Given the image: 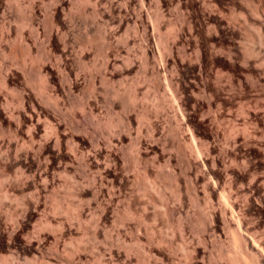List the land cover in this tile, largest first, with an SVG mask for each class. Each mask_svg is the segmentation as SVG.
<instances>
[{"label": "bare ground", "instance_id": "bare-ground-1", "mask_svg": "<svg viewBox=\"0 0 264 264\" xmlns=\"http://www.w3.org/2000/svg\"><path fill=\"white\" fill-rule=\"evenodd\" d=\"M120 1L0 0V264H174L177 250L183 264H264V22L245 20L264 13V0ZM138 68L166 86L169 108L162 97L141 105L146 94L137 102L129 82L128 94L100 87ZM135 109L144 130L132 137ZM158 161L175 162L188 184L174 171L162 177ZM102 166L111 188L124 192L121 212L110 207L114 189L92 174ZM69 175L68 211L60 187ZM162 183L173 189L176 208ZM198 184L209 211L197 204ZM142 197L168 229L183 200L198 205L194 219L185 216L196 243L181 237L174 247L178 237L154 231ZM84 206L95 207L92 225ZM109 221L123 230L112 244ZM183 227H175L180 236ZM86 230L93 243L107 244L75 240Z\"/></svg>", "mask_w": 264, "mask_h": 264}, {"label": "rangeland", "instance_id": "rangeland-1", "mask_svg": "<svg viewBox=\"0 0 264 264\" xmlns=\"http://www.w3.org/2000/svg\"><path fill=\"white\" fill-rule=\"evenodd\" d=\"M19 1V3L20 4H22V5H25V1L26 0H18ZM118 1H120V0H118ZM121 1H123V0H121ZM121 1H120V3H121ZM152 5V3H150V5H147L146 6V10H147V13H148V15L149 16H151L150 14H153V12L152 11H154V9H153V5ZM149 7V8H148ZM259 11H261L262 12V10H259ZM152 12V13H151ZM262 14H264L263 12L262 13H260V12H258L256 15L257 16H252V18H250V19H248V17L247 16H245V20H246V23L248 22V21H251L252 20V23L250 22H248L247 23V25H249V26H253V27H259V24L260 23H263L264 22V15H262ZM114 16V15H113ZM115 17V16H114ZM247 17V18H246ZM256 17V18H255ZM248 19V20H247ZM242 20V19H241ZM241 20H240V22L239 21H236L235 22V24L237 23V26L239 27V25L241 24L242 25V22L244 21V20H242V22H241ZM254 20V21H253ZM260 21V22H259ZM262 21V22H261ZM239 22V23H238ZM244 23V22H243ZM13 24L16 26V24L13 22H11L10 23V25H11V27H14L15 28V26H13ZM255 25V26H254ZM261 25V24H260ZM163 29H161V31L160 32H162V34L161 35H163V34H165V32L167 31V29H166V27H162ZM166 30V31H165ZM11 34V33H10ZM12 39V40H11ZM15 39V33L13 34V32H12V34L10 35V37L8 38V39H6L7 41H9V40H11V41H13ZM134 44H136V43H134ZM134 46L136 47V48H134ZM96 47H98V46H96ZM97 50L98 49H96V51H94L95 53H94V60H95V62H97L98 61V56L96 55V53H97ZM134 53H133V55H136L135 56V58H139L138 56H139V50H138V47H137V45H133V50H132ZM262 54V55H261ZM259 55L261 56V57H264L263 55H264V51H261V52H259ZM140 68H138V69H136L137 71L139 70ZM136 71V73H135V75L134 76H132L131 78H129V79H126V80H124L122 83H117V82H113V83H109V84H107V85H102V86H100V87H102V88H108V89H114V90H116V91H118L119 93L120 92H122L123 94L125 93L124 91H126V94H128L129 92H127V90L129 89L130 90V84H132V86H134V88H135V90H136V93H138V94H136L137 95V102H139V103H141L139 100H143V97L142 96H144L145 94H146V97L144 96V102L142 101V103H141V105H143V106H146V105H148V104H152V103H155L156 101H161V99H162V101H161V103L164 105V107H165V109H167V108H169L170 106H171V104H172V101H171V98H170V94H169V91L167 90V88H166V86L164 85V84H161L160 83V85H156V84H153V82L151 81H149V77H147V78H144V77H146V76H144L143 74H142V72L140 71H138L137 72ZM139 74H141V76L139 75ZM143 75V76H142ZM143 77V78H142ZM139 78V79H138ZM138 81H137V80ZM143 79H145L144 80V82H141V80L143 81ZM149 82H148V81ZM147 81V82H146ZM130 84H129V83ZM146 82V83H145ZM135 83V84H134ZM140 83H144V84H140ZM149 83V84H148ZM120 84V85H119ZM138 84V85H137ZM118 86H120V88L118 87ZM123 86V87H122ZM125 86V87H124ZM128 86V87H127ZM137 86V87H136ZM138 86H140V87H138ZM143 88H142V87ZM147 86V87H146ZM126 90H125V89ZM140 88V89H139ZM149 88V89H148ZM143 89H144V91H143ZM128 90V91H129ZM146 90H147V92H146ZM139 91V92H138ZM142 93H144V94H142ZM140 94V95H139ZM140 97H141V99H140ZM162 97V98H161ZM145 98H146V100H145ZM154 99V100H153ZM261 99V98H260ZM259 99V102L261 101V103H263L264 104V98L263 99H261L260 100ZM71 101L73 102V101H75V99L74 98H71ZM258 101V100H257ZM146 103H148V104H146ZM145 104V105H144ZM138 108V107H137ZM139 109V108H138ZM136 110V109H135ZM115 112H112V113H110L109 114V116H107L108 118H106V119H108V122H110L111 124L115 121L116 122V120L115 119H117V117H116V115H118V112H119V110H117V109H115L114 110ZM140 110H136L135 112H136V114L139 116H137L136 115V117H135V112L132 114V121H131V132H133V133H131L132 134V137H134L135 135H136V133L138 132V130L139 131H141V129H142V131L144 130V126H143V123H140V120H141V118H140V116H141V111L139 112ZM117 113V114H116ZM169 114H172L171 112H169ZM118 117H119V115H118ZM131 117V116H130ZM89 118H90V120H89ZM138 118V119H137ZM93 118H91V117H89L88 116V120L90 121V122H92L93 120H92ZM137 120V121H136ZM115 122H114V124H115ZM133 122H135V123H133ZM137 122V123H136ZM139 122V123H138ZM142 122V121H141ZM133 123V124H132ZM160 123H162V121H160ZM137 125V126H136ZM140 125V126H139ZM142 125V126H141ZM133 127V128H132ZM139 127V128H138ZM160 141V140H159ZM127 143V144H126ZM126 143H125V147L123 148L125 151L127 150V149H130V147H129V143L126 141ZM158 144H160L161 143V141L160 142H157ZM187 143L189 144V142L187 141ZM186 143V144H187ZM190 145V144H189ZM127 148V149H126ZM123 150V152H125ZM252 151H253V148H252ZM124 155V154H123ZM132 162V161H131ZM161 162V163H160ZM159 163V164H158ZM158 167H159V172H161V174H162V177H163V175H164V178H166V176H168V174L169 173H171V172H175V174L174 175H178L179 177H180V180L182 179L183 181H182V183L184 182H186L187 184H188V179H187V177H186V179L188 180H186L185 179V176H183L182 177V174L180 175V174H178L179 173V168H177L178 166H176V165H174V163L175 162H173L172 164H171V166H169V168L165 165V164H163V162L162 161H158ZM105 164H106V162H105ZM164 165V166H162V165ZM103 166H104V164H102ZM132 165V166H131ZM129 164V173H128V175L129 176H132L133 175V173H135L134 172V166H133V163L132 164ZM155 165V167H157ZM103 166L101 167V169H100V171L98 172V174H97V172H96V170L94 171H92V174L93 175H95V176H99V175H102L101 177H102V183L104 184V185H107L106 187H108L109 188V190L110 189H114V193H115V195H116V197H114V200L113 201H115V202H113L112 201V205L110 206V207H116L115 209H118V210H120V212L122 211V209H123V207H122V205H123V200H124V198H123V196L122 195H124V192L121 190V192H120V190H119V192H117L118 190L115 188V187H112L111 188V186H110V183H109V181H110V176L108 177V173L106 172L107 171V169H103ZM131 166V167H130ZM161 166V167H160ZM158 167L156 168V170L158 169ZM167 167V168H166ZM175 167H176V169H175ZM161 168H162V170H161ZM133 169V170H132ZM102 170V171H101ZM154 170H155V168H154ZM165 170V172H163ZM133 171V172H132ZM168 172V173H167ZM173 172V173H174ZM131 173H132V175H131ZM167 173V174H166ZM107 174V175H106ZM166 175V176H165ZM107 176V177H106ZM68 177H70V175L69 176H67V177H63V178H61V185L62 184H64V183H66L65 184V187H63L64 185H62V187H60V190H61V192H60V204H62V205H60V207H64V208H62L63 210H70L71 209V204L73 203V199L71 198L72 196L71 195H69L70 194V190L72 189V182H71V180H68L69 178ZM108 178V180L106 179V178ZM176 177V176H175ZM66 178V179H65ZM176 178H178V177H176ZM184 178V179H183ZM63 179V180H62ZM105 179V180H104ZM74 180H78V179H74ZM167 180V179H166ZM65 181V182H64ZM107 182V183H106ZM68 184V185H67ZM90 186H92L91 184H89ZM95 186H93V188H96V189H98V183H95L94 184ZM69 186V187H68ZM162 186H163V193L165 194V198H166V200L168 201V204H169V206L170 207H173V208H176L177 206H176V203L174 202V199H173V189L169 186V185H166V186H164L163 185V183H162ZM182 187H183V189H181L183 192H184V190H186L187 191V185L186 184H182L181 185ZM185 186V187H184ZM200 186V188H198L197 189V187H199ZM67 187V188H66ZM181 187V188H182ZM62 188V189H61ZM63 189H66V190H64V191H66V192H64L63 191ZM116 189V190H115ZM102 190H104V189H102ZM199 190V191H198ZM185 191V192H186ZM196 193H197V204L199 205V207H201V208H206V206H205V202H204V194H203V192H201L202 191V188H201V185H197L196 186ZM64 193H66L67 195H68V197H67V195H65ZM119 193V194H118ZM118 195V196H117ZM64 196V197H63ZM65 196H66V199H65ZM122 196V197H121ZM203 196V197H202ZM121 197V198H120ZM148 197V196H147ZM151 196H149L148 198H150ZM200 197V198H199ZM202 197V198H201ZM64 198V199H63ZM68 198H70L71 200H69ZM115 198H116V200H115ZM148 198H146V197H142L141 198V200L143 201V200H145V201H148L149 202V205L150 206H147V211H148V214H149V219H147L146 220V223H148V224H155L154 225V227L156 226V228H155V230L154 231H156V230H158L157 232L159 233V232H161V233H163L164 235L166 234V236L170 239V237L171 238H173V239H177V237H178V239H177V241L178 242H175V241H173L174 242V244H173V246L175 245L176 247H178L177 245H181V243H184V242H179V240H181V239H183L184 241H185V245L186 244H188V245H190V244H194V243H196V236H197V233L195 232V231H193V229H192V225H186L187 223L185 222V218H186V220L189 218V219H191V218H195V216H197L196 214H197V212H198V209H199V207H197L196 206V204H191L192 202L190 201V200H188L187 199V201H186V199H185V202H184V200H183V204H182V206H181V210H179L178 212H176L175 213V215H174V217H173V219H169L170 220V222H169V229L167 228V226H165L162 222H160L158 219H153V218H155V217H153L156 213V207H154V204H152L151 205V203H153V201L151 200L150 201V199H148ZM199 198V199H198ZM106 199V200H105ZM122 201H121V200ZM65 200H67L66 202H65ZM119 200H120V202H119ZM200 200V201H199ZM100 201H102V199H100ZM105 201H107V198L106 197H104L103 198V201H102V203H105ZM69 202V203H68ZM116 202H117V204H116ZM122 202V203H121ZM151 202V203H150ZM199 202H201V204L199 203ZM203 202V203H202ZM83 203H85V202H83ZM186 203V204H185ZM65 204V205H64ZM118 204H119V206H118ZM148 204V203H147ZM68 205H70V207H68ZM92 205H94V204H92ZM116 205V206H115ZM196 206V207H194V206ZM201 205V206H200ZM121 206V207H120ZM67 207V208H66ZM85 207V206H84ZM66 208V209H65ZM94 208L95 207H92V208H90L89 207V209L87 208V207H85L84 209H83V212H82V214H85L86 216H84L83 215V217H86L85 218V220L86 221H88V220H90L91 219V221H89V223L88 222H85V220H84V222L88 225H92V223L91 222H93V220L95 219V213L93 214V212H95V211H93L94 210ZM148 208H149V210H148ZM151 208V209H150ZM159 209V208H158ZM158 209H157V211H158ZM196 209H197V211H196ZM68 210V211H69ZM88 210H90V211H88ZM117 210V211H118ZM67 211V212H68ZM85 211H86V213H85ZM88 211V212H87ZM182 211V212H181ZM206 211H209V207L208 208H206ZM119 212V213H120ZM151 212V213H150ZM90 213V214H89ZM183 213V214H182ZM91 214H92V217H93V219L91 218ZM177 215V216H176ZM179 215V216H178ZM187 215V217H185ZM191 215V216H190ZM175 216H176V218H175ZM191 217V218H190ZM88 218H90V219H88ZM179 218V219H178ZM193 218V219H194ZM88 219V220H87ZM183 219V220H182ZM178 222H177V221ZM181 220V221H180ZM157 221V222H156ZM159 221V222H158ZM172 221V222H171ZM153 222V223H152ZM155 222V223H154ZM181 222H182V224H181ZM184 222V223H183ZM111 222L109 221V222H107L106 224L107 225H105V230H107V231H105V233H107V235H106V238H108V239H106V241L107 242H109V243H114L113 241H110L112 238H113V234L115 235L116 233H118V232H120L121 231V229H122V226H120V225H118V224H115V225H113L112 223L110 224ZM162 223V225H160ZM173 224V231H168V230H171L172 229V225ZM183 225V224H185V227H183V228H185V231H184V229H183V231L184 232H182L181 233V235L182 236H180L179 234H178V232H177V230H176V228L175 227H177L178 225ZM188 224H189V222H188ZM191 224V223H190ZM88 225V226H89ZM112 226V227H111ZM113 226H116V227H118V228H116L115 227V229H114V227ZM175 226V227H174ZM189 226V227H188ZM191 226V227H190ZM111 229H110V228ZM121 227V228H120ZM164 227H166V228H164ZM120 228V229H119ZM162 228L163 229H165V230H163L162 231ZM187 228H189V230H187ZM113 229L115 230V231H113ZM168 229V230H167ZM108 230H110V231H108ZM117 230V231H116ZM87 231V232H86ZM86 231H83L82 233H81V231L80 232H77L78 234L76 235V237H75V240H76V238H77V241L79 242L80 240H82V241H85V242H82V243H87L88 242V244H90V241L93 243V242H95V241H92L93 239H89V238H93V236H91L92 235V233L89 231V230H86ZM90 232V236H89V232ZM123 231V230H122ZM121 231V232H122ZM167 231V232H166ZM177 233H176V232ZM191 234H190V233ZM85 233V234H84ZM88 235H87V234ZM109 233L111 234V235H109ZM160 233V234H161ZM175 233V234H174ZM195 233V234H194ZM141 234H143V232H141L140 234H139V236L141 235ZM169 234V235H168ZM83 237H82V236ZM87 235V236H86ZM109 235V236H108ZM180 237H179V236ZM77 236H79V237H82V238H80V239H78V237ZM85 236V237H84ZM88 236H89V238H88ZM115 236H117V235H115ZM115 236H114V238L112 239V240H116L115 239ZM142 236V235H141ZM88 239H87V238ZM127 237L128 238H130L131 239V241L133 240L132 238H135L134 240H133V242H132V244L133 243H135L136 242V238H137V234H135V233H133V231L132 232H127ZM182 237V238H181ZM230 237V236H229ZM109 238H110V240H109ZM181 238V239H180ZM192 238H194V239H192ZM85 239V240H84ZM100 239L101 238H99V239H97L98 240V244H99V246H96V245H98V244H95V243H97V242H95V243H93V245L95 244V246L97 247V248H100L101 246H104V245H106L105 244V241H103L102 239H101V241H100ZM175 239V240H176ZM230 239V238H229ZM228 239V242H231V240H229ZM87 240V241H86ZM182 240V241H183ZM188 241V242H187ZM192 241H195V242H192ZM81 242V241H80ZM102 242V245L100 244V243ZM92 243L90 244V245H92ZM108 243V244H109ZM174 246V247H175ZM94 249V248H93ZM94 251V250H93ZM176 252V253H175ZM174 252V256H175V258H174V264H183V253L181 252V251H175ZM176 258H177V260H176ZM180 260V262H179V260ZM176 261V262H175ZM117 264H119V263H117Z\"/></svg>", "mask_w": 264, "mask_h": 264}]
</instances>
